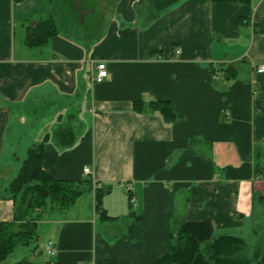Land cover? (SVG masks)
<instances>
[{"label":"crops","instance_id":"obj_1","mask_svg":"<svg viewBox=\"0 0 264 264\" xmlns=\"http://www.w3.org/2000/svg\"><path fill=\"white\" fill-rule=\"evenodd\" d=\"M150 8L112 0L88 45L59 31L52 0H0V221L14 217L3 190L33 143L45 141L51 176L92 182L44 219L56 254L32 264H153L173 229L204 245L264 226V0H177L156 19ZM48 18L56 34L28 46ZM98 62L109 75L93 83ZM157 100L178 117L164 121ZM190 264L210 262L200 251Z\"/></svg>","mask_w":264,"mask_h":264},{"label":"trees","instance_id":"obj_2","mask_svg":"<svg viewBox=\"0 0 264 264\" xmlns=\"http://www.w3.org/2000/svg\"><path fill=\"white\" fill-rule=\"evenodd\" d=\"M177 0H147L149 16L158 15ZM57 29L52 19H43L29 30L25 42L28 46L44 45ZM229 67L224 69L229 71ZM229 78L234 74L227 75ZM140 101H134L138 108ZM151 110L162 116L164 121H174L176 115L168 101L157 100L149 103ZM140 110V107H139ZM68 145L71 142L67 143ZM45 141L33 143L16 176L4 188V195L14 201V217L10 221H0V264H32L28 256L9 262V257L18 247H29L38 238V227L43 219L64 213L85 189L92 188L90 175L78 181L64 180L51 176L42 168ZM264 175V166H256ZM100 189H95L96 210L100 208ZM264 203L263 196H253ZM102 214L109 218L101 210ZM255 243L250 248L240 236L221 233L211 241L201 245L185 230L173 229L169 232L168 252L153 264H190L198 252H203L210 264H264V226L254 228ZM36 238V239H35ZM33 251V250H32Z\"/></svg>","mask_w":264,"mask_h":264},{"label":"rangeland","instance_id":"obj_3","mask_svg":"<svg viewBox=\"0 0 264 264\" xmlns=\"http://www.w3.org/2000/svg\"><path fill=\"white\" fill-rule=\"evenodd\" d=\"M111 3L112 0H52V13L56 16L58 22L67 23V27L60 28L61 33L65 30H73L80 39L90 45L102 37V23L107 19L108 13L106 11L110 10ZM70 20L72 21V27L68 23ZM100 23V28L96 29V26H99ZM46 228L47 224L43 219L37 230L38 238H35L36 240L29 247H18L8 261L14 262L25 256L39 258L41 261L46 259L47 255L44 247L47 238ZM98 228L100 229V227ZM245 239L252 246L255 238L249 233L245 236Z\"/></svg>","mask_w":264,"mask_h":264},{"label":"built area","instance_id":"obj_4","mask_svg":"<svg viewBox=\"0 0 264 264\" xmlns=\"http://www.w3.org/2000/svg\"><path fill=\"white\" fill-rule=\"evenodd\" d=\"M176 52H179V51L177 50ZM94 67H95L96 71L94 73H92V82L93 83H100L108 77L109 72H108V69H107L106 64L104 62H98ZM258 70L263 71L264 70V64L260 65ZM84 172L87 175L89 173V168L85 167ZM44 247H45L46 253L49 256H54L56 254V249H55V246H54L52 240H50V239L47 240L45 242Z\"/></svg>","mask_w":264,"mask_h":264}]
</instances>
